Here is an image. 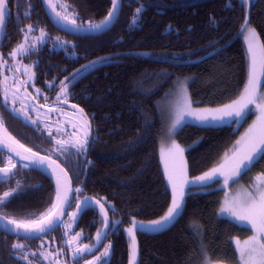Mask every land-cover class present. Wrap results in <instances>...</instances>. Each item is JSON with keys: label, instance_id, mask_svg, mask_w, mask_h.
<instances>
[{"label": "trees", "instance_id": "obj_1", "mask_svg": "<svg viewBox=\"0 0 264 264\" xmlns=\"http://www.w3.org/2000/svg\"><path fill=\"white\" fill-rule=\"evenodd\" d=\"M58 1L62 4L54 3L58 12L81 25L100 21L111 7V0ZM7 5L1 62L6 70L27 67L33 71L38 67L35 56L40 55L43 78L55 70L58 79L68 68V100L83 110L95 138L86 159L79 157L72 160V167L68 166L73 205L76 207L77 200L86 195L105 205L110 221L116 220L106 238L111 245L109 264H128L127 225L133 218L160 216L170 201L158 151L163 134L159 98L177 78L188 77L193 105L211 107L235 99L248 80L249 62L242 34L245 17L264 45V0L249 4L242 0H122L116 23L99 36H75L55 28L41 0H7ZM141 6L139 22L131 25ZM41 30L45 36L37 41ZM34 42L37 46L33 49L30 46ZM20 44L29 49L28 54L13 58L11 53ZM81 69L79 76L71 79ZM1 92V114L6 115L3 110L11 100L2 88ZM74 116L81 117L80 111ZM251 117L220 126L184 123L175 130L173 138L186 148L183 165L189 181L182 208L163 227L136 231L137 264L238 262L234 238L248 236L251 231L219 215L223 195V189L217 187L219 180L197 184L196 177L221 164L224 171L230 170L222 162L234 150ZM4 127L25 144L29 141L10 123ZM252 168L257 169V177L264 173V158ZM28 172L32 177L25 179L29 176L25 174L22 183L40 176L30 168ZM44 180L47 192L42 193L46 198L41 199L39 207L9 217L31 221L45 215L55 192L51 181L47 177ZM77 188L81 191L76 192ZM30 204L38 202L33 199ZM102 222L101 212L89 209L72 223V234L92 235ZM55 238L49 235L47 243L53 245ZM27 243L30 245L23 249L13 248V237L0 232V264H44L42 256L51 249L38 239ZM25 254L27 259H23Z\"/></svg>", "mask_w": 264, "mask_h": 264}, {"label": "snow or ice", "instance_id": "obj_2", "mask_svg": "<svg viewBox=\"0 0 264 264\" xmlns=\"http://www.w3.org/2000/svg\"><path fill=\"white\" fill-rule=\"evenodd\" d=\"M45 3L48 4L49 7L55 11V5L51 3V0H44ZM242 2L247 3L249 0H242ZM7 0H0V34L3 33V28L6 23V17L8 15V11L6 8ZM112 8L109 10L107 16L104 20L99 23H88L87 30L89 31H99L104 28L113 17L117 14V9L122 6V0H111ZM143 6L137 8L136 13L133 16V20L131 25H135L139 22L140 14L142 13ZM56 17L60 19V21L67 22L73 27L83 28V25H76L75 18L70 19L68 15H64L61 17L59 12L55 13ZM59 22V21H58ZM130 25V26H131ZM248 26V18L245 17V25ZM32 30V27L29 26V31ZM45 36V32L41 30L40 37H37V41H41ZM257 33L254 29H249L248 36L246 39L248 40V52L250 57L249 70H248V81L243 89V92L240 95L238 100H234L231 104L223 105L219 108L214 109H193L190 103L185 104V111L187 115L195 117L198 121H207L209 118L212 120H220L226 117L235 116L237 119L242 118L246 114V110H248L249 105L255 104L257 110L259 111L258 121L259 125L256 123L249 129V132L242 138L241 141H237V144L243 143L245 147L242 150H238L236 157H234V163L229 172L225 173L224 165L221 164L219 167L213 168L208 172H205L202 176L196 177V181L204 183L206 181L214 180L217 175L224 177V184L228 186L230 180H234L239 177L241 174H244L246 170H250L252 166L258 163L259 159L264 158V95L258 93V89L261 87L260 77L264 76V45L260 46V59H257L256 46L254 41L257 39ZM36 43L34 42L30 47L36 48ZM29 49L25 48L24 44H20L17 49H14L11 53L13 58L18 56L22 57L28 54ZM2 59V57H0ZM6 63V62H5ZM93 64L96 61L92 62ZM2 66V65H0ZM90 65H85L84 68H88ZM72 74L71 79H75L79 76L80 71ZM28 69H26V74L28 73ZM70 78L66 77L64 81H61L60 92L57 94V100L60 99L61 96L67 98V90L69 88ZM27 83V82H25ZM39 93V89L36 90ZM185 101H187V93L186 90L184 92ZM6 98V97H5ZM259 100V102H258ZM72 107H76L73 105ZM15 111V109H13ZM82 117V123L79 127L76 124H73L72 127L77 128V132L82 131L83 136L77 137L75 142L72 144V147L75 148L77 154H82L86 152L91 143L95 142V138L91 135V127L88 122L86 116H83V110H79ZM184 112L178 113L175 120L172 123V126L168 129L169 133H174L176 127L180 124V121L183 119ZM33 123H35L33 121ZM0 127H2V122H0ZM58 131H63V129H58ZM51 135V133H50ZM75 135V133H74ZM11 140V137H8ZM13 144H16V141H12ZM56 143L59 147L56 149L58 152H67L68 149L65 148L64 141L57 140ZM0 145L6 147L9 153H15V155L20 156L21 160H31V162L35 165H42L48 157H38L36 153H32V155L24 156L11 147L9 144H5L3 141H0ZM20 148H23V145H18ZM172 151H174L175 156L179 158V163L174 164L171 170H169L168 165H165V174L168 177L169 184L172 185V203L168 208L167 212L163 217L159 220L151 221L150 223L153 226L160 225L163 222L171 220L174 215L182 208V199L185 195V185L189 183L187 179V174L185 167L183 165V152L184 149L180 147L175 141L172 143ZM25 152H31V149H24ZM163 155V153H162ZM238 157V158H237ZM9 164L12 167H3L0 168V178L7 179L10 178L13 174L12 169L15 167V164L12 163L11 157H9ZM50 164H55L54 160L49 161ZM26 166V165H25ZM59 167V165H57ZM63 172V169H60ZM65 178L67 177V173H64ZM257 183L254 186V191H249L247 189L242 190V195L238 194L237 197H234L231 201L228 199V194L225 196L224 203L221 208V213H228L229 216L234 217L238 222L246 221L247 224L251 225V229L253 231V235L244 242V245L241 246L239 241H236L237 250L240 252V259L243 264H264V173H261L257 178ZM68 188H62L61 181L57 179V192H56V200L52 204L51 210L43 215L38 220H32L28 222L24 221H16L9 219L7 221L8 224H14V231L20 232L23 230L24 236H31L33 234H37V238L39 234H47L50 231L55 230L57 226H59L62 221L60 217L64 214H67L66 210L71 205V200L68 195ZM17 189H13L11 192H4L3 196L0 197V204H3L4 201L13 195ZM76 192H80L81 189H75ZM97 204L100 205V212L103 215L105 229L109 228L113 223L108 219V213L105 210V205L100 202V200L96 201ZM92 201L90 198H85L80 200L77 203V211L73 212L71 215L73 222H75L79 212L85 208L92 207ZM0 219H3L0 216ZM133 227H129L126 229L128 235L131 237L130 244V259L129 264H134V261L137 256V241L134 234V228L143 227L142 224H139L135 220L132 222ZM67 227H71L68 225ZM103 230H98L96 234V240L99 241L101 238V232ZM67 234V233H66ZM80 233H76V236L73 239H78L80 237ZM68 244L71 245L72 241L69 240ZM13 248L19 249L25 247L19 243L13 244ZM111 245L106 246L105 251L101 254L100 257H96V261H102L103 257H107L109 255V248ZM91 251V246L84 245L82 247H78L73 252V259L76 260L82 254ZM35 255V254H33ZM23 259H27V254L24 255ZM47 259V257H45ZM88 264H94V261H88Z\"/></svg>", "mask_w": 264, "mask_h": 264}, {"label": "flooded vegetation", "instance_id": "obj_3", "mask_svg": "<svg viewBox=\"0 0 264 264\" xmlns=\"http://www.w3.org/2000/svg\"><path fill=\"white\" fill-rule=\"evenodd\" d=\"M40 58V55L35 56L36 61L34 64L38 65V67L35 66L37 69L33 71H31L30 68L27 74L24 67L23 69L16 67V69L10 68L6 70V66L2 64L0 59V65H2L0 66V92L2 88L6 96H8L11 100L9 107H5L3 110L4 113L6 112V115L1 114L0 109V122H3L4 126L10 123V125L14 127V129L18 130L24 138H29V141L26 143V145L28 144L27 146L33 149L36 148L35 150L57 159L70 173L68 166H73L72 160L76 161L79 157L86 159V152L77 154L75 148L72 147L76 138H82L83 136L82 133L79 136L76 135L77 128L72 127L73 124H76L77 127L80 126L78 119L74 116V114L76 115L79 111V108L76 105V110L72 108L74 103L68 100V90L66 99L64 96H61L60 99L57 100V94L60 92L61 88L60 82L64 81L65 78L68 77V68L63 71L62 75L58 79L56 78L55 70L50 73L51 75L49 77L43 78L39 67ZM16 84H19V86H16ZM42 84H44L43 88ZM37 89L40 90L39 93H37ZM13 109H15V111ZM12 117H18V119H12ZM33 121L35 123H33ZM61 128L63 131H58V129ZM10 134L12 135V133ZM57 140L67 142L65 143V148L68 149L67 152L56 151L59 147L56 143ZM30 141L35 142V146L29 145L32 144ZM23 143L25 144V142ZM9 157L10 156L8 154L0 151V168L12 167V165L8 162ZM11 160L12 163L15 164V167L12 169V176L7 179L0 178V197L3 196L4 192H11L13 189H17V191L14 192L12 196L7 198L3 204H0V213L5 214L6 216L19 211L22 212L23 209H37L42 201L41 199L46 198L42 191L45 193L47 192V183L44 180V177L46 176L44 174L32 169L26 164L17 162L12 157ZM29 168L39 173L40 176H35L33 181L30 180V182L22 183V176L25 177V174L29 175L28 177H25V179H30L32 177V173L28 172ZM33 199L37 200V205L30 204ZM78 200L76 203L79 202ZM23 202H26V205L22 204ZM76 211L77 209L75 205H73L72 197L71 205L67 208V214H65L62 223L49 234L34 239H38V242L40 243L46 242L45 248L51 249L49 251L47 250V252L51 254L53 264H88V261H94V264H109L110 248L108 249L109 255L107 257H103L102 261H96V257H100L105 251L106 246L110 245V241L106 240V238L113 224H111L108 232L106 233L103 243L95 249V245L97 244V231L92 235L79 232L81 234L80 237L78 239H73L76 236V233L72 234L73 224L75 222L72 221V217L69 214ZM80 215H82V213L79 212L77 218H80ZM68 225L71 227H67ZM102 227L103 222L98 230H102ZM49 235L52 238L56 237L53 241V245H49L47 243L48 241L46 239ZM11 237H13L14 244L19 243L25 247L26 245H30V243H27L28 241L32 242L33 240L30 238ZM69 240L72 241L71 245L68 244ZM230 241H232V239ZM84 245L91 246V251L82 254L74 260V250Z\"/></svg>", "mask_w": 264, "mask_h": 264}, {"label": "rangeland", "instance_id": "obj_4", "mask_svg": "<svg viewBox=\"0 0 264 264\" xmlns=\"http://www.w3.org/2000/svg\"><path fill=\"white\" fill-rule=\"evenodd\" d=\"M252 1L253 0H249V2H247V4H249ZM53 2L56 4L62 5L58 0H56V1L53 0ZM249 29H254L256 33H257V31L253 26L248 24L247 27L243 28V32H242L243 41H244L246 54H247V59H248V62L250 63V57H249V52H248V40L246 39V37L248 36ZM257 37H258V34H257ZM254 44L256 46L257 59L259 60L260 59V50L259 49H260V46H262L259 38H257L254 41ZM24 69L29 70L30 68L24 67ZM260 83H261V87L258 89V93H260L261 95H264L263 76L260 77ZM185 90L187 93V101H185V95H184ZM242 92H243V90H242ZM241 93L235 99H233V100H231L225 104H222V105L211 106V107L193 105V103L190 99L189 91H188V77H181V78H177L174 81L172 87L167 92V94H165L164 96L159 98L157 105H158V110H159V113H160L161 119H162L163 134L160 136V138L158 140V151H159L160 165L162 167V171L164 174V179H165L166 185L170 191V201H169V204H168L166 210L160 216H157V217L151 218V219H139V218H133L132 219L130 224L127 225L126 229L129 227H133L132 222L134 220L136 222H138L139 224L143 225V227L134 228L135 238H136V231L137 230H140V229L155 230L157 228L163 227L164 225H166L169 222V221H166V222H163L160 225H156V226H153L150 223L151 221L159 220L161 217H163L165 215V213L167 212L168 208L171 206V203H172V185L169 184L168 177L165 174V165L167 164L169 167V170H171V168L173 167L174 164H177L180 162L179 158L175 156L174 151L171 150L173 141H175L177 144H179L180 147L184 149V152L186 149L185 146L178 143L173 138V133L170 134L168 131V129L172 126V123L175 120L177 114L184 112L183 119L180 121V124L176 127V129L184 123H192V124L207 125V126H220L223 124H228V123L232 122L233 120L238 122V121L242 120L243 118H245L246 116L252 115L250 121L247 123L245 128L242 130V132L237 137L234 150L232 152H230V154L222 162V163L227 164L228 168L230 167V169H231V167L233 166V163H234L233 158L236 157L238 150H242L245 147V145L243 143L238 145L237 141H241L242 138L245 137V135L249 132V129L254 125V123H256L257 126L259 125V121L257 118H258L260 113L257 110L256 105L255 104L249 105L248 110H246V114L242 118H239V119H237L235 116H232V117H226V118H223L220 120H212L211 118H209L207 121L202 122V121H198L193 116L187 115V113L185 111V104H186V102L190 103L192 105L193 109H214V108L222 107L223 105H226V104H231L234 100H238L240 98ZM258 102H259V100H258ZM77 119H78V121H80V123L82 122V117L78 116ZM81 133L83 134L82 131L77 132L76 135L79 136ZM184 152H183V155H184ZM162 153H163V155H162ZM183 162H184V160H183ZM256 171H257V169H255V168L251 169L250 168V170L247 172V174L245 176H243V177L239 176V177L235 178L234 180H230L228 186H225L223 176L217 175V177L214 179V180H216V179L219 180V182L217 183V187H220L223 189L222 202H221V205L219 208V215L221 217H225V218L231 220L232 222L236 223L237 225L247 227L251 231V233L248 236H243V237L242 236H235V238H234V241H233L234 247L236 249L237 256H238V262L235 264H243V262L240 259V252L237 250L236 241H239L240 245L243 246L244 242L246 240H249V238L253 235V231L251 229V225L247 224L246 221L238 222V221H236V219L234 217L229 216L228 213H221V208H222V205L224 203L226 194H228V199L231 201L234 197H237L238 194L242 195L243 189H247L249 191H254V186L257 183ZM227 172H229V170H225V173H227ZM214 180H212V181H214ZM212 181H207L206 183H209ZM197 184H203V183L198 182ZM182 201H183V199H182ZM108 203L110 205V202H108ZM50 210H51V208H49L46 211V213H48ZM113 222L116 223V220L113 219ZM125 232H126V236L128 239V245L130 246L131 237L128 235L126 230H125ZM45 243L46 242H43L41 244L45 245ZM137 248H138V245H137ZM45 257H47L46 260H45ZM42 259H44L45 264H53L52 256L47 251L44 252ZM129 259H130V247H129ZM137 261H138V251H137V256H136V259L134 261V264H137ZM50 262H52V263H50ZM128 264H129V261H128ZM207 264H233V263L209 260L207 262Z\"/></svg>", "mask_w": 264, "mask_h": 264}, {"label": "water", "instance_id": "obj_5", "mask_svg": "<svg viewBox=\"0 0 264 264\" xmlns=\"http://www.w3.org/2000/svg\"><path fill=\"white\" fill-rule=\"evenodd\" d=\"M41 3H42V6H43V9H44V12H45L47 18L49 19V21L53 24V26L55 28L59 29L60 31H62L64 33L72 34V35H75V36H99V35H102L103 33L107 32L110 28H112L114 26V24L116 23V21H117V19L119 17L120 10H121V7H119L117 9L116 16L113 17L112 20L104 28L100 29L99 31H89V30H87L88 25H86V24L83 25V28H80V27H73L70 24H68L67 22L60 21V19L58 17H56V15H55V13L58 12L56 7H55V11H53V9L51 7H49L48 4L44 2V0H41ZM51 3L53 5H55L53 0H51ZM6 8H7V11H8L7 3H6ZM111 8H112V3H111L110 9ZM7 17H8V15H7ZM7 17H6V23H5L4 28H3V33L0 34V47H1V44H2V41H3V37H4V33H5V28H6V24H7ZM61 17H62V15H61ZM104 18L101 19L100 21L96 22V24L101 23L104 20ZM76 25L79 26L81 24H76ZM72 108L75 109V110L77 109V107H75V108L72 107ZM8 137H11L12 139L9 140ZM13 140L16 141L17 143L13 144L12 143ZM0 141H3L5 144L11 145V147H13L16 150V152H19V153H21L24 156H29L30 157L32 155V153H36L37 154V158L38 157H48V159L45 160V162L42 165H35V164H33L31 162V160H21L20 156L15 155V153H9L8 149L6 147H3L2 145H0V151L1 152L8 154L10 157L15 159L17 162L26 164L29 167H31L32 169H35V170L41 172L47 178H49V180L51 181V183H52V185L54 187V192H55V198H54L53 203L56 200L57 179L58 178L61 181L62 188L70 189L68 191V195H69L70 200H72V197H73V185H72L71 176H70L69 172L66 170V168L57 159H55L52 156H49L47 154H44L42 152H39V151L27 146L26 144H24L23 142H21L20 140L15 138L13 135H11L5 129V127L3 125H2V127H0ZM18 145H23L24 147L20 148ZM24 149H31V152H25ZM50 160H54L56 163L55 164H50L49 163ZM57 165H59V167H57ZM60 169H63V172H61ZM64 173H67V177L66 178L64 176ZM85 198H90L91 201H92V205L93 206L83 209L82 211H80V213H83L84 211H86L87 209H90V208H97L100 211V205L96 203V201L98 199H96L95 197L86 195V196L81 197L79 199V201L83 200ZM105 210L107 211L106 208H105ZM0 216L3 217V219H0V232H3L5 234H7V235H11V236H14V237H20V238H30V239L37 238V234H33L31 236L25 237L24 233H23V230H20V232L14 231L15 225L14 224H8L7 221L9 219H11V220H15V219H13L11 217H8V216H6L5 214H2V213H0ZM64 217H65V214L60 217V220L63 221ZM102 218H103V215H102ZM108 219L110 220L109 215H108ZM16 221H18V220H16ZM24 222H28V221H24ZM109 228L105 229V223H104V218H103V227H102L103 231L101 232L100 240L97 241V244L95 245V249H97L103 243L104 237H105L106 233L108 232ZM50 232H52V231H50ZM50 232H48L47 234H49ZM47 234H39L38 238L42 237V236H45ZM229 240H231V238H229Z\"/></svg>", "mask_w": 264, "mask_h": 264}, {"label": "bare ground", "instance_id": "obj_6", "mask_svg": "<svg viewBox=\"0 0 264 264\" xmlns=\"http://www.w3.org/2000/svg\"><path fill=\"white\" fill-rule=\"evenodd\" d=\"M5 34V33H4Z\"/></svg>", "mask_w": 264, "mask_h": 264}]
</instances>
